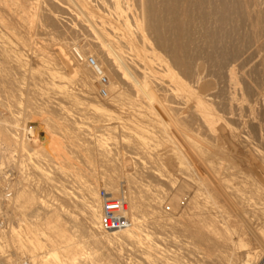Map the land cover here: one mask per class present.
Wrapping results in <instances>:
<instances>
[{"label":"bare ground","instance_id":"1","mask_svg":"<svg viewBox=\"0 0 264 264\" xmlns=\"http://www.w3.org/2000/svg\"><path fill=\"white\" fill-rule=\"evenodd\" d=\"M44 1L45 0H0V42H1V38L3 35L16 36V35L24 34L23 36H21L22 43L25 45L28 44L29 41L31 40L30 35L33 32V30H35L38 25L39 26L41 25V24H38V23H40V20H41V18L39 17V15H40L39 8H40L41 4L44 5ZM47 1H49V0H47ZM51 1H54V0H51ZM70 1L73 2L75 9L78 11V14H74V12L69 10L68 9L69 7H68L67 9L69 10V14L72 16V18L76 17L79 20L82 19L81 21H83L84 18L86 17V19L84 21L90 22L89 24H87L85 22L86 28L88 29L87 32L93 33L94 38L92 41L95 43L96 46L100 45V47L102 48L101 50H103L102 52L104 54H106L107 57L114 51L113 49L119 50V49L115 48L118 46H117V43L112 42L114 40L111 41V45L109 46V48L104 47L103 43H105V42L103 40L109 41L110 40L109 34L111 35V33H113V35L115 34L118 37H119L118 34H120V36L122 35L121 38L123 37L122 39H124V42L127 44H130L131 46L134 45L135 37H136V40H137V37L141 40L142 46L139 44L140 46L139 45L136 47L134 46L131 49V50H134L135 53H131V52L129 53V50H128L129 48L127 49L128 54H127V52H124V50H122L123 52H121V53H117L118 51L115 52L118 55H115L113 53L114 58L110 59L114 64V65L113 64L112 65L115 66V70L117 69L118 72H121V69L124 70L122 73V74H124L122 76L124 78L123 85H125V87H127L129 89V91H131L130 92L131 96H133L132 92L136 93V95H137V93L143 94L149 101L148 107L153 108V109L154 108L158 109L160 107L159 102L157 103V100H156L157 98L159 100H161L162 98H166L173 105L174 109L176 110V111L175 110L174 111H175V113H177V115H175L174 117L178 119L177 116L179 114V120H180V123H178L179 121H177L178 124L174 127V130L172 129L173 134H170L171 132L170 133L164 132L163 127H162L163 125L162 126H160L158 124L154 125L156 128H158V131L160 132V134L161 133L163 134L162 138H160V139L159 138L154 139V138L145 137L139 131L140 126L138 124H132V123H128L125 121L120 122L119 124L117 123L119 125V129L117 128L118 130L116 132L114 130H112L111 128H109L110 133L108 134L103 130L105 128V124L101 123L103 121L101 120L100 121L101 124H99V121L96 120L98 122V124L95 122L97 125H95V123H94L95 126L92 125L95 127L94 128L95 130L93 131V127H92L91 128L92 133L90 132L91 131V129H90V130H88L89 133L87 134L88 138L92 141V143H94V148L92 147V150H90L89 149L90 145H89L88 149L86 151H88V153L90 152V154H92V153L97 154L102 158L106 157L107 158V159H105V163H106V160L111 159V152H112L111 150L118 152L117 149L122 148V150L125 151V152H121V154L123 153V155H121L123 165L129 164V163H134L136 166L141 168V171L143 170L152 179H154V178L155 179H161V172L160 171L163 169V167L161 168V170L158 171L157 167L159 164L160 165L161 164L169 165L172 169H174L175 174H177V176H179V178L180 177L183 178L182 182L179 181L180 186H179L178 190H180V191H178V192L180 193L181 191H187L188 193H192L193 196H192V198H190L191 199L190 202L187 201L188 205L187 206L185 205L187 209L186 210L183 209L184 214H183V217H182V220L180 221V223H174L171 219L172 217L168 215L170 213L167 214V212L164 211L165 209L163 210V208H162L163 204L165 203V199L168 195L167 192H165L163 190L162 191L156 190V193L151 194V192L146 189V191H144V192H145V194L147 193L149 195L148 202H150V203H147L149 205L147 207H150V208H144V207H146L147 204L143 205L141 200H138L140 196L139 197L136 196V195H140L141 192H140V194H137L134 191L133 192L134 194H132V192H131L132 189H129L128 186L126 187L125 184L129 180H126L124 185H123L121 183L122 180H121V182H120L121 184H120L118 181H115L113 179H108V180L105 179V181H106V185L104 184V186L106 187L105 189H107L108 191L113 193L114 196L124 197L128 201V216L131 219L132 224L127 229H123V230H119V231H112V232H103L100 229V221H101V205H100L101 199H100V195L98 198V194H99L98 186L101 183H99L97 180H94V179H93L94 181L93 180L91 181V179L88 178L87 180H85L84 185L81 187L82 191L76 192L78 194L76 196L74 195V193H75L74 192L73 193L74 196H73L72 195L73 191L70 190V188L72 189V186L68 188L70 190L69 191L67 189V187L64 186L65 184L60 183V182L64 183L65 181L66 182L68 181L69 177H67L68 175L66 174L65 171H63V169H65L68 166H72L73 164H72V161L70 160L71 158H69V156H67L68 155L67 152L65 153L66 149H65V146L63 144V141H60L57 138V134H56L57 132L53 129L52 124L47 120H45V122H44V124L46 126V132H47V135H46L47 141L43 144V143H41L40 140H38V133L40 130L39 127L36 126L35 128H33L31 130H27V129L23 128L24 127V126H22L23 123L20 121V118L18 117V115L11 113V112L5 113L8 110H6L4 112L2 111L3 110L2 107H4L3 105H5V103L2 99H0V139L2 140V142L4 144L3 146H0L1 153L2 154H8V153L10 154L11 153L12 154L14 151H17V152L18 151L19 152L24 151L23 153H21L19 155V160L16 161V163L14 164L16 167L18 166L17 167L18 172H20L19 166L21 165L22 161L24 160L20 156L29 155L31 158H33V157H35L34 155L38 154L40 156H43V158H45V160H43V161H46L48 166L51 165L53 168H55L57 170L56 172H59L58 170H62L66 174L64 176L67 177L65 179V177L61 174V171H60V174L63 176L65 181L62 180L63 179L62 176H59V178L60 177L62 178L61 179L62 181L60 180V182H59L60 184L58 183L59 185H56L57 183H55V185H56L55 188L57 189L55 191H58V193L61 195L60 197H63V200H64L63 202L65 204H67V206L64 205V203L58 204L57 202L49 204L50 201L49 202L45 201L44 203L41 202L42 203L41 204L39 201L38 204H41L45 210V215H43L44 218L42 217L43 220L40 223H36V222L30 223V224L27 223L28 225L26 223H23V221H25L22 218L24 213H25L24 207H26L27 204H29V203L32 204V202L34 200H37V199H35L36 198L35 194H33V192H36V191L32 192L29 188L26 187V185H25L26 183L23 186H21L19 184L21 177H20V179L18 178L17 180L14 179L13 182L8 180L7 178H4V181H8L7 183L9 185H8L7 189H4L0 186V207L2 208V205H4V208H5V206L8 207L11 211H13V214H17L19 212V214H21V217L19 216V218L22 222L21 223L18 221V225L16 227L13 225H11V226L7 225L10 227L8 229L9 230V235H8L9 238H11L12 241H14V242H18L19 246L18 245L17 246L19 247V250L22 253H24L25 250L34 253L35 249L43 247L41 244V239H43L44 236H41V235H45L46 238H45V241L44 240L43 241L47 242V244H49L47 246H49L50 249L47 250L42 257H40L38 255H32V259L30 260V262H28L26 260L24 261L21 257L22 254L18 255V253H17V254H15L16 255L15 257L11 256L12 259L7 261V262L4 260L2 261L0 259L1 263L2 264H41V262L43 263L46 261L48 264H187V263H185V261H184V263L181 262L182 257H179V254H177L176 251H173V249L169 250L167 247L166 248L161 247L159 244L163 243V242H165L166 244L172 245L173 247H177V248L180 244H185L187 246V248L189 247L190 249H186L187 253H182V254H187L192 258L191 261L194 260V263L191 262V264H253L254 262L252 260H253L254 256H260L259 258H261V256H262L264 259V236H261V235L260 236H256V235L253 236V239L255 241H257L258 245L256 247H249L248 244L245 242L244 235L246 233L245 234H239L238 237H237V234L235 236L234 232H236V231L232 229L233 227H231V224H233V223H230L231 222L230 218H227L225 215L227 213L226 210H232V213H233V212H235L236 208H239V206H240V208L244 209L246 206L244 204V207H243L241 202H243V200H244V202H246V204H247L250 200L249 198H251V199L253 198L252 196L249 197V195H248L249 198L246 196L247 197L246 199H249L248 202L245 201V199H243V200H242V198L240 199V197L243 196L244 193H241L242 195L241 194L239 195V192L241 190L239 183H240V180L242 181L243 179H245V181H246V178H244V174H245L248 177H251L252 180L255 181L256 185H257L258 179L254 175L255 172L253 174L250 171L251 169H249V166L253 160V157H252L253 153L251 150H254L256 152L257 156H260L259 158H261L262 160L264 159V157L262 158L261 156H264V154L261 155L260 151L256 148L258 146L255 147V145L252 144L253 142L251 141L250 134H248V132H245L243 130L242 126L237 128V127H232L233 125L231 126V124H230V126L228 124L226 125L219 117H214L212 115L211 109L214 108V107H211V105H210L212 103V100H211L212 98H210L206 94H201V92L199 93L197 90L193 89L197 85V83L195 86H190V84L187 83L188 80H186V79L189 76H187L186 72L189 73V75H190L191 71H185L184 69L183 70L185 72L183 70H181L179 72L175 71V69H174L175 65H177L176 69L178 68V70L181 66H184V62H183L182 58H180L182 60H177L181 56V54H180V56H179V54H175V57L179 56L178 58H175L174 56L171 55L172 58L174 57L176 59V60H174V61H176V63H174L173 61H171V59L169 60L167 58V57L171 58L170 55L166 57L165 55L163 56V55L159 54L160 53V51H158V49H160L159 43H158V48L155 46H154L155 48L150 47V45L148 46V44L151 40L149 41L148 39H150V38H148L147 37L148 35H146L145 32H143L144 29L139 24V16H140L141 12H142V15L143 14L146 15L148 13L147 18H150L149 16L151 14L149 12H147L146 10H149L147 8L151 5H153L151 3L156 2V1L155 0H133L132 3L136 1L135 4L137 6V8H135L136 10H134V8H133L134 6L132 7L131 2H130L131 0H95V1L93 0L94 3L97 2L96 3L97 5H94L93 7L97 6V9H99L98 8V4H99L102 7V9L106 10V12H107L104 14H100L98 16H96V14L94 13V9L92 7V5L94 3L92 4V0H91V4L89 3L90 0H87V1L86 0H70ZM157 1H159V0H157ZM196 1H197L196 3H200L198 0H196ZM65 2L66 1H64V3ZM171 2L173 3L172 0H171ZM187 3L189 4L190 2L187 1ZM50 5H52V4H50ZM174 5H175V3H174ZM186 5L187 4H185L184 7L188 6V5L187 6ZM153 6H155V5H153ZM160 6L158 5V6L153 7V10L156 7H160ZM167 6H169V5H167ZM167 6H165V7H167ZM53 7H55V6L53 5ZM182 8H183V3H182ZM189 8L190 7H188L187 10H186V8H184L183 10L184 11L186 10L189 12V10H191V8L190 9ZM198 8L200 9L201 7H198ZM222 8H223V6H222ZM183 10L181 9V11H183ZM49 11H48V14H49ZM137 11H139V12H137ZM145 11H146V13H145ZM169 11H172V10L170 9ZM174 11H175V9H174ZM252 11H254V9ZM101 12H99V13H101ZM162 12H163V10H162ZM46 13L42 14V16L46 15ZM55 13H56V11H55ZM153 13H155V12H153ZM184 13H187V12H184ZM50 14H51V12H50ZM189 14H191V13H188V15ZM163 15H165V14H163ZM82 16H84V18H81ZM167 16L168 15H166V17ZM46 17L47 16H45L44 19H46ZM173 17L174 16H172V18ZM177 17L178 16H176V18ZM130 18L133 19L132 20L133 24L131 23ZM190 18H191V15H190ZM152 19H155V18H152ZM157 19H158V17L156 18V20ZM166 19H168V18H166ZM166 19H164V20H166ZM52 21L53 22L55 21L57 23V24L56 23L55 24L58 27V25H59L58 20L56 18H54ZM60 21L61 20H59V23H60ZM161 21L162 20L160 19V22ZM169 21H171V18ZM173 21H175V19H173ZM182 21H184V20H182ZM182 21H180V22L178 21L177 24L181 23ZM42 22H44V21H42ZM155 23H157V22H155ZM166 23H168V22H166ZM171 23H172V21H171ZM78 25H79V23H78ZM180 25H182V24H180ZM43 26H45V25H43ZM43 26H42V29L45 28ZM59 27H61V23H60ZM164 29L166 30L168 28L165 26ZM150 30H152V28ZM156 30H159V28L158 29L156 28ZM171 30L173 31V28ZM179 30H181V29H179ZM47 31H49V29ZM84 31H82V32H84ZM167 31H169V30H166V32ZM177 31H178V29H177ZM159 32L161 33V31H159ZM169 32H168V34H169ZM163 33H165V32H163ZM180 33L177 34L178 37H179V35H182V33L181 34ZM165 34H167V33H165ZM183 34H185V33H183ZM246 34H247V32H246ZM170 35H172V34L170 33ZM173 35L175 36L176 34H173ZM164 36H166V35H164ZM174 36H172V37H174ZM182 36L185 37V35H182ZM182 36L180 37V39L182 38ZM167 38L170 39L169 37H167ZM99 39H102L103 43H101L99 41ZM163 39H164V37L162 38V40ZM180 39H178V41ZM164 40L167 41L166 38ZM40 41H42V40H40ZM40 41H38V42H40ZM154 41L156 42V40H154ZM38 42H36V43H38ZM45 42L48 43V40ZM138 42H140V41H138ZM168 42H170V40ZM171 42H172V44H175V42H177V39L174 43H173V41H171ZM62 43H63V40H62L61 44ZM88 43L90 45L89 40H88ZM88 43H87V45H88ZM164 43H165V41H164ZM179 43L175 44V45H178V46L180 44L184 45V43H180V44ZM2 44L0 43V86H1V83H4V82H6L5 84L8 83V85L11 83L13 84L15 82V79L13 78V80H14L13 81L12 77L10 78V76L12 74V73L10 74V71H12V70H9V69L16 67V66H20V60L18 59L19 57H16V56L12 57V54H14V53L11 52V55H10L8 53L10 49H8L5 45H2ZM51 44H53V46L56 45L54 41ZM58 44H60V42ZM150 44H151V42H150ZM160 44H161V42H160ZM66 45L62 46L64 49L61 46H55L54 49H56L58 51L57 54L60 52V54H62L64 56L63 57L64 60L63 59H61V60L63 61V63L66 62V63H64V64H66L65 66L70 67L67 69H70V71L74 75L79 76L82 80L83 79L86 80V78L88 80L87 72L89 71V69L86 67V65H87V64H85L86 62L83 61V60H85L84 54L75 45H72V47H71V43L68 44L71 47L72 51L75 50L76 53H74V52L73 53L78 57V59L82 60L81 64H79L77 62V60H76V62H75L76 64H75L73 62V61H75V59L74 60L71 59L68 52L65 51ZM170 45H171V43H170ZM43 46H44V44H43ZM151 46H152V44H151ZM73 47H74V49H73ZM162 47H163V45H162ZM181 47L178 48V50L181 49ZM68 48L69 47H67V49ZM167 48L170 50V46ZM173 48H171V49H173ZM24 49H25V47H24ZM164 49H163V51L165 52L166 49L165 50ZM168 49H167L168 52L166 54H169ZM188 49L190 50L191 47H189ZM71 50H69V51L71 52ZM127 50H125V51H127ZM182 50H186V48H182ZM155 51L156 52L158 51V54L155 53ZM186 52L188 53V50ZM190 52L191 51H189L188 54H190ZM179 53H182L184 55L183 52L179 51ZM57 56H59V55H57ZM71 56H73V55H71ZM188 56L189 55H186V57H188ZM116 57L119 58V60ZM182 57H184V56H182ZM186 57H184V59ZM189 57L191 58V56H189ZM115 58L118 62L115 60ZM9 60L13 61V64H12L13 66L11 68H9L8 66L5 65V63ZM43 60H41V61H43ZM186 61H188V60H186ZM42 63H45V61ZM192 63L194 64L195 62H192ZM61 65L62 64H60V66ZM113 66H111V69ZM189 66L187 67L188 69H189ZM104 67H106V65ZM104 67H102V68L104 69ZM184 67H186V66H184ZM184 67H182V68H184ZM194 67H195V65L192 66V68H194ZM187 68H185V69H187ZM49 70L50 71L48 72V74L52 80L50 83L51 84L50 86L53 87V86H56V84H57V80H58L57 78L61 77L59 75V72H62L61 70H63V68L59 72H57L56 69L55 70L51 69L50 67H49ZM192 70L195 71L194 69H192ZM70 71H69V75L71 74ZM128 71L130 72V75H129V77H126L125 74L126 73L128 74ZM193 71H192L193 75L197 73V72L195 73ZM63 72H66V71H63ZM18 73H21V72H18ZM66 73H64V74H66ZM89 73H91V72H89ZM73 74H71L72 77H73ZM117 75H118V73H117ZM117 75L115 77H117ZM118 76H120V74ZM122 77H121V79H123ZM36 78H37V76L34 79H36ZM91 78H92V76H91ZM225 78H227V77H225ZM59 79H61V78H59ZM191 82H193V81H191ZM20 83H22V82H20ZM85 84H87L86 81H85ZM115 84L117 85V83H115ZM18 85H19V82H18ZM15 86L19 88V86H17V83L14 85V87ZM50 86H49V88L53 89ZM11 87H10V89H11ZM118 87H119V84H118ZM14 89H16V88H14ZM14 89L12 88L13 92H14ZM12 90H9V91L12 93ZM203 90H202V92H203ZM204 92L206 93V91H204ZM262 92H264V91H262ZM31 95H32V93H31ZM136 95L134 94L133 97L136 98ZM115 96H116V94H115ZM138 96L140 97V95H138ZM39 97H41V96H39ZM117 97H118V95H117ZM117 97L116 98H110L109 100H107L108 103L112 104V105L114 104V106H116V107L124 108L125 105L128 104L125 101L126 99L122 100V99H120L121 97H119V98H117ZM133 97H131V99ZM32 98H33V96H32ZM42 98H43V96H42ZM142 98H144V97H142ZM129 99H130V97H129ZM32 100H30V101H32ZM63 101H64V99H63ZM128 101H130V100H128ZM231 101L232 100H230V102ZM137 102H139V101L137 100ZM6 103H8V102L6 101ZM135 103L133 100L132 102L130 101L129 104L131 106H135V105L139 104V103H136V104ZM98 105H99V103H98ZM250 105L252 106V104H250ZM250 105H249V107H250ZM142 106H140V107H142ZM7 107H8V105H7ZM47 107H48V105H47ZM210 107H211V109H210ZM220 107H222V106H220ZM227 107H228V105H227ZM48 108H50V107H48ZM237 108H238V106H237ZM28 109H29V106H28ZM54 109H56V108H54ZM127 109H131V108H127ZM171 109L172 108H170V110ZM214 109H216V108H214ZM44 110H45V108H44ZM69 110H70V108H69ZM60 111H61V109H60ZM215 112L216 111L214 110V114H215ZM97 113L99 114V112L96 111V114H95L96 118H97ZM27 114H29V113H27ZM105 114H106V112L104 113V115ZM29 116H30V114H29ZM74 116L75 115H73L72 117H74ZM100 116H103V114ZM105 116H109V120L107 119L108 121H105V123L108 122L107 124H109V121L110 120L112 121V119H113V122L115 125V120H117V118L114 117L115 115L113 116L111 114H106ZM25 117H26V115H25ZM50 117H51V115H50ZM58 117H59V115H58ZM220 117L223 118V116H220ZM36 118H37V116H36ZM249 118L251 120L250 116H249ZM249 118H246V119H249ZM21 119L23 120L24 118H21ZM240 119H241V117H240ZM244 119H245V117H244ZM225 120H228V119H225ZM235 120H237V119H235ZM170 121H172V120H170ZM249 121H248V123H249ZM59 122H60V120H59ZM228 122H229V120H228ZM242 122H244V121H242ZM70 123H71V121H70ZM84 123H85V121H84ZM245 123H247V122H245ZM110 124H111V122H110ZM166 124H168V123H166ZM173 124H174V122H173ZM81 125H79L80 128L83 127V124H81ZM118 125H116V126L118 127ZM260 125L261 124H259L258 126H260ZM90 127L91 126H89V128ZM188 127H193V128L197 127V128L204 129L210 140L207 141V140L201 139V137H198V135H196L194 132L197 130V128L195 130H192L193 128L190 129ZM74 128L78 129V125L75 126ZM87 128L88 127H85V129H87ZM251 128H249V129H251ZM189 129L192 130L194 133L191 132ZM170 130H171V128H170ZM103 131H104V133H103ZM111 132H113V133L115 132V134L117 136H119L120 138H121V136H124V138L125 137L127 138V136H130V135L134 136L135 138L134 137L131 138V136H130V139L132 140V142H130L131 140L128 141V140H125L126 138L123 139V137H122L123 141H122V143H120V145H118L116 142H114V139L117 136H113L112 135L113 133H111ZM159 132H157V133H159ZM198 132H200V129ZM81 133L84 134L83 131ZM202 133H203V131H202ZM202 133L200 132V134H202ZM74 134L77 135V137H78V133L77 134L73 133L72 135H74ZM72 135L70 137L75 138V135L74 136H72ZM203 135H205V134H203ZM87 136L82 137V138H84V140H85V138ZM205 136H204V138H206ZM88 138L86 140L90 142V140ZM257 140H258V138H257ZM259 141L260 140H258V142ZM17 146H19L18 150L15 149ZM259 148H260V146H259ZM178 149L180 150L181 154H179L180 152L177 151ZM136 150H138V152H142L144 156H142V154H141L142 158H139L138 157L139 155L133 156L134 154L138 153V152H136ZM82 151L84 152V150H82ZM133 151H135L134 154H133ZM238 151H240V153H242L243 159L245 160L244 163H242L243 161L241 162L242 164H245V166L243 165L244 168L246 169L245 171L243 170L244 168L241 167L242 165L239 166L240 164H238V161L235 160V157H236V159H237V157L240 158V154L238 156V153H239ZM129 153H132L133 155L129 154ZM115 154L118 157V154L117 153H115ZM114 155L112 158H114ZM12 156L13 155L8 156V160L10 162L13 161V163H14V159L11 160ZM81 157H83V156H81ZM115 159H117V158H115ZM34 161L36 162V161H38V159L34 160ZM116 162L118 163L119 161H116ZM1 163H2V160L0 159V165H1ZM110 163H111V161H110ZM109 164H107V165H109ZM114 164L117 165L116 163H114ZM56 165H58V166H56ZM166 165H164V166H166ZM36 166H35V168H36ZM102 167H103V165H102ZM117 167L121 168L120 165ZM111 168H110V170H111ZM38 169H41V168H38ZM93 169H95V168H93ZM113 169H115V168H113ZM67 170H68V168H67ZM89 170H91V169H89ZM117 170L119 171V169H117ZM50 171H51V169L47 168L46 171L42 172V173L44 175L43 178H45L46 182L51 183V185H52L53 184L52 182L55 181V179H56V178H54V177H56V175L55 176L51 175L50 173L52 171L51 172ZM135 171H136V169H135ZM119 172L122 174L121 171H119ZM119 172L117 174H119ZM163 172H164V169H163ZM174 172H173V175L176 178ZM2 173H5V172H2ZM21 173H23V172H20V174ZM115 175H116V173H115ZM169 175L170 174H168V176ZM242 175H243V177H242ZM71 176H73V175H71ZM126 177H128V176H126ZM93 178H95V177H93ZM102 178H104V177H102ZM171 178H168V179H171ZM123 179H125V177ZM99 180L102 181L103 179L101 180L99 178ZM173 180H174V178H173ZM177 180H181V179L177 178ZM105 181H104V183H105ZM142 181L143 180H141V182ZM159 182H161V181H159ZM173 182L172 183L170 182V183L174 184ZM248 182H251V181H248ZM133 183H134V181H133ZM253 185H251V186H253ZM2 186H3V184H2ZM73 186H75V185H73ZM160 187H161V185H160ZM249 187H250V185H249ZM123 188H127V190H124ZM248 188H246V189H248ZM243 189H244V187L242 188V191L245 190V189L244 190ZM141 190L143 192V187H141ZM144 190H145V188H144ZM250 190H251V192L253 191L252 188ZM10 191H12V193H9ZM174 192H176V191H174ZM179 193H174L173 197H170L172 199L168 202H170V204L174 205L176 203V197ZM248 193H250V192H248ZM257 193H259V192H257ZM141 197H143V196H141ZM141 197H140V199H141ZM190 197H191V195H190ZM99 199H100V201H99ZM180 199L182 200V198H180ZM239 199L242 201L240 202ZM139 201H140V203L138 204ZM70 203H74L75 205L77 204L78 206L81 207V209H83L81 212H83L84 227H83V233L81 235L77 234V232H76L77 229H74V228H75V226L77 227L78 223L82 222L83 220L79 219L81 217L78 218L77 215L75 216L73 214L72 210L69 207ZM251 203H252V200H251ZM251 203H249V205H251ZM254 204L255 203L253 202V205ZM139 205H143L142 206L143 208L141 206L139 207ZM249 205H247V206H249ZM38 206H40V205H38ZM140 208H142V209L140 210ZM258 208L259 207L257 206V211H256V210H254L255 208L254 207L252 208V205H251V209H253L252 211H254L255 213L249 212V215L250 214L252 215V213L256 214V212L259 211ZM247 210L245 208V211H246L245 213H247ZM261 210H263V209H261ZM261 210H260V212H261ZM260 212H258V213H260ZM7 213H8V211H7ZM37 213H38V211H37ZM228 213H230V212H228ZM243 213H242V215L244 216ZM261 213H263V212H261ZM4 214H5V212H4ZM19 214H17V215H19ZM80 215H82V214H80ZM237 216H239V215H237ZM259 218H260V216H259ZM7 219H9V217ZM79 220H82V221H79ZM239 220H240V222L243 221L241 219V217ZM245 220H247V216H246ZM248 220H249V218H248ZM5 221H6V219H5ZM31 222H33V221H31ZM11 224H12V222H11ZM81 224L79 223V225H81ZM241 225H242V223H241ZM148 228L149 229L153 228V229L161 231V232H162V230H164L166 228L182 229V232H183V230H185L186 233L188 231L190 233V235L193 236L192 240H194V241L193 242L187 241L188 239H183V237H182V239H179L178 237H174L173 235H171V236L170 235L158 236L156 238H153L150 236V232H149ZM260 230H261V228H260ZM170 231H171V229H170ZM1 232H2L1 234H4L3 230H1ZM168 233H169V231H168ZM87 236H90V238H92V243L94 244L95 247L96 246H98V247L99 246H105V248L106 247H108V248L112 247L111 249H113L114 245H116L122 239L133 240V243H134V240H136L140 244V246H138V248L140 247V250H139V252L136 253L138 259L126 260L123 257V255L125 253L122 255V253H120V252L119 253L116 252L115 254H110L108 256L109 260L107 262H105V261L101 262L97 258V256H93V258L86 257L84 252H83V249L87 248V247H85V245H87V244H85V242H86L85 238ZM251 236H252V234H251ZM182 240H184V241L186 240L185 243H183ZM248 240H251V237H248ZM137 242H136V244H137ZM136 244L134 243V245H136ZM191 244L194 246H191ZM172 246H170V248ZM181 246L178 249H181ZM14 247H15V245H14ZM108 248H107V250H108ZM99 249L101 250L100 247H99ZM93 250H95V249H93ZM182 250L184 251L185 249H183V247H182ZM95 251H97V250H95ZM90 253L92 254V251ZM94 254L97 255L96 253H94ZM94 254H92V255H94ZM180 254H181V252H180ZM89 256H90V254H89ZM42 258H43V261L41 260ZM191 258H189V260ZM189 263H190V261H189ZM257 264H264V261L261 263H257Z\"/></svg>","mask_w":264,"mask_h":264},{"label":"rangeland","instance_id":"2","mask_svg":"<svg viewBox=\"0 0 264 264\" xmlns=\"http://www.w3.org/2000/svg\"><path fill=\"white\" fill-rule=\"evenodd\" d=\"M45 1H44V5L41 4L40 8L41 7L42 8L41 9L39 8V10H40V15L41 16H42V14H45L46 12L47 13H46V15H43L44 17L43 16L41 17L39 15L41 20H40V23H38V24H41V25L37 26L38 29L36 28L35 30H33V32L30 35L31 40L29 41L28 44L25 45V44L22 43L21 36H23L24 34L16 35V36L3 35L2 38H1V42L0 43L1 44L3 43L2 45H5L8 49H10L8 53L10 55H11V52L14 53V54H12V57H14V56L19 57L18 59L20 60V66H16L17 68L16 67L11 68L13 66L12 65L13 61H11V60H9V61H7L5 63L6 66L11 68L9 70H12V71H10V74L12 73L10 78L12 77V80H13V78L15 79V82L17 83V86H19V88L16 87V86L14 87V85L16 84L15 82L13 84L12 83L9 84L10 86L8 85V83L5 84L6 82L1 83V86H0V94H1L0 95V99H2L4 101V103H5V105H3L4 107H2L3 108L2 111L4 112V111L8 110L5 113L11 112V113H14V114L18 115V117L20 118V121L23 123L22 124V126H24L23 128H25L27 130H30L29 129L30 127H33V128H35L36 126L39 127L40 130H39V133H38V140H40L41 143H43V144L47 141V136H46L47 132H46V126H45L44 122H45V120H47V121H49L52 124L53 129L57 132L56 133L57 134V138L60 141H63L65 149L67 150L66 151L64 149L65 153L67 152L68 155L67 154L66 155L69 156V158H71L70 160L72 161V164H73L72 166H68L66 168L64 167L65 169L62 168L63 171L66 172V174L68 175L67 177H69L70 180L68 179V181L66 182L65 179L67 177L64 176L66 174L62 170H58L59 172H56L57 170L55 168H53L51 165L48 166L46 161H43V160H45V158H43V156H40L38 154L34 155L38 159V161H36L37 163L34 161V160H37L35 157L31 158L29 155L20 156L21 158L24 159L22 161L21 165L19 166V171L23 172V173L20 174V172H18V168H17L18 166L16 167L14 164L16 163V161L19 160V155L21 153H23L24 151L23 152L14 151L13 152L14 154L13 153L12 154L11 153L10 154L9 153L8 154H2L1 151H0V159L2 160V163L0 165V186L2 188H4V189L8 188V185H9L7 183L8 181H4V178H7L8 180L13 182L14 179L17 180L18 178L20 179V177H21L20 183H19L21 186H23L26 183L25 185H26L27 188H29L32 192L36 191V192H33V194H35V197H36L35 199H37V200H34L32 202V204L29 203V204H27L26 207H24V212L25 213H24L22 218L25 220V221H23V223H26V224L27 223L28 224L35 223V222L36 223H40L43 220V218H44L43 215H45V210H44V208H43V206L41 204L44 203L45 201H47V202L50 201L49 204L56 203V202L58 204L64 203L63 202L64 201L63 197H60L61 195L58 193V191H55V190H57L55 188L56 185H59L60 183L61 184H65L64 186H66L67 189L72 186V189L70 188V190L73 191L72 195L75 192L74 195L76 196V195H78L76 192H78V191L81 192L82 191L81 187L84 185L85 180H87L88 178L91 179V181L94 179V180H97L99 183H101L98 186V192H99V190L101 188H106L104 186V184L106 185L105 179L106 180L113 179L115 181H118L119 183L122 180L121 183L123 185H124L126 180H129L128 182L130 184L127 182L125 184L126 187L128 186L129 189H132L131 190L132 194H134L133 193L134 191L137 194H140V192H141L140 195H136V196H138V197L139 196L140 197L143 196V197H141V199H140V197L138 199V200H141L143 205H145L147 203H150V202H148L149 195L147 193L145 194V192H144V191H146V189L149 190L151 192V194L156 193V190L157 191L158 190H161V191L163 190V191L168 193V195H167V197L165 199V203L163 204V207H162L163 210L165 209L164 211L167 212V214L170 213L168 215L172 217L171 219H172V221L174 223H180V221L182 220L183 214H184L183 209H185V210L187 209L186 208V206L188 205L187 201L190 202V200H191L190 198H192L193 194L192 193H188L187 191H181L180 192L181 194L178 192V191H180L178 189H179V186H180V182H182L183 178H181V177L179 178V176H177V174H175L174 169H172L169 165L164 164V165H166V166H164L163 164H161V165L159 164L158 167H157L158 171L161 170V168L163 167L165 173L163 172V169H162L160 171L161 172V179H155V178L152 179L143 170L141 171V168L136 166L134 163H129V164L123 165L122 159H121V155H123V153L121 154V152H125V151H123L122 148H118L117 149L118 152H116L114 150H111L112 151L111 152V159L106 160V163H105V159H107L106 157L102 158V157H100L97 154H93L92 153L93 154L92 155V154H90V152L88 153V151H86L88 149L89 145H90L89 146L90 150H92V147L94 148V143H92V141L88 138L87 134L89 133L88 130H90L92 127H93V131L95 130L94 126L98 124L97 121H99V124H101V123L105 124V128L103 130L106 133H108V134L110 133L109 128H111L112 130H114L116 132L119 129V125L118 124L120 122H124L125 121V122L132 123V124H138L140 126L139 127V131L145 137L154 138V139H158V138L160 139V138H162V135H163L162 133L160 134V132L158 131V128H156L154 125H157V124L160 125V126L163 125L162 127H163L164 132H168V133L171 132L170 134H173L172 129L174 130V127L178 123H180L179 114L177 116L178 119L174 117L175 115H177V113H175L176 110L174 109L173 105L166 98H162L161 99L162 101L157 98L156 100H157V103L159 102V106H160L159 108L160 109L159 108L158 109L157 108L153 109V108L148 107L149 106V101L143 94H138L137 93V95H136V93L132 92V95L134 96V94H135L136 98L131 96L130 95L131 91H129V89L127 87H125V85H123L124 78L122 76L124 74H122V73H123L124 70L121 69V72H118L117 69L115 70V66H113L114 64L110 60L111 58H114V54L118 55V54L115 53L117 51H118L117 53H121V52H123L122 50H124V52H127V54H128V50H129V53L130 52L131 53H135V51L131 50V49L134 46L136 47L139 44L141 45V43H142L141 40L137 37V40L140 41V42H138L136 40V37H135L134 45L131 46L130 44H127V43L124 42V39H122L123 37L121 38L122 35L120 36V34H118L119 35V37H118L115 34H114L115 35L114 36L113 33H111V35L109 34V39H110L109 41L103 40L105 43H103L102 39H99V41L104 44L105 48H109V46L111 45V41L112 40H114L112 42L117 43L118 47H115V48H117L119 50L113 49L114 51L107 57V55L102 52L103 50H101L102 48L100 47V45L96 46L95 43L92 41L93 38H94L93 37V33L92 32L91 33L87 32L88 29L86 28V23L89 24L90 22L84 21L86 19V17L84 18V16H82L81 18H84V20L81 21L82 19L79 20L76 17L72 18V16L69 14V10L74 12V14H78V11L75 9L74 4H73L72 1H70V0H63V1L62 0H54V1L49 0L50 2L47 1V0H45ZM64 1H66V2L64 3ZM94 1L92 0V4L94 3ZM132 1L133 0L130 1L131 5H132V7L134 6L133 7L134 10H136L135 9V8H137V6L135 4L136 1L133 2V3H132ZM155 1L156 2H153L151 4H153L155 6H158V5L160 6L162 4L160 6L161 8L160 7H156L153 10V7H155V6L151 5V6H149L147 8L149 10H146L147 12H149L151 14V15L149 14L150 18H147V16H148L147 14L148 13L146 15L143 14L144 15L143 16L142 12H141V14H140L141 17L139 16V24L144 29L143 32H145V34L148 35L147 37L150 38L148 40L149 41L151 40L150 42H151L152 46H151L150 42H149L148 46L150 45V47H153V48L157 47L158 48V43H159V45H160L159 46L160 49H158V51H160L159 54H161L163 56L165 55L166 57L169 56V55L170 56L172 55V56L175 57V54H179V56L181 54L180 57L177 56L175 58L179 57L177 60H182L183 59L184 66H186V67L181 66L179 68V70H178V68L176 69L177 65H175V68H174L175 71L179 72V71H181L183 69L185 71H191L190 75H189V73L186 72L187 76H189L188 77L189 79L188 78L186 79V80H188L187 83L190 84V86H195L196 83H197V85L194 88L193 87L192 88L197 90L199 93L201 92V94H206L210 98H212L211 99L212 103L210 105H211V107L216 108V109H214V108L211 109V107H210L212 115L214 117H219L226 125L228 124L230 126V124H231V126L233 125L232 127H237V128L242 126L243 130L245 132H248V134H250L251 141L253 142L252 144H254L255 147L258 146L256 148L260 151L261 155H263L264 154V92H262V91H264V0H198L200 3H196L197 2L196 0L195 1L194 0H172L173 3L171 2V0H165V1L164 0L160 1L159 0L160 2L157 1V0H155ZM187 1L190 2V3L188 4ZM89 3L91 4V0H90ZM96 3L97 2H95L92 5V7L94 5H97ZM174 3H175V5H174ZM182 3H183V8H182ZM50 4H52V5H50ZM185 4H187L188 6L186 5L187 7H184ZM53 5L55 7H53ZM167 5H169V6H167ZM165 6H167V7H165ZM222 6H223V8H222ZM95 7H93V9H94V13L96 14V16H98L100 14L107 13L106 10H103L102 7L99 4H98V8L99 9H97V6H95ZM188 7L191 8V10H189V12L186 11ZM198 7H201V8L199 9ZM184 8H186L185 11L183 10ZM170 9L173 12L169 11ZM174 9H175V11H174ZM181 9L184 12H187V13H184L183 11H181ZM253 9H254V11H252ZM162 10H163V12H162ZM48 11H49V14H48ZM55 11H56V13H55ZM146 11H145V13H146ZM50 12H51V14H50ZM99 12H101V13H99ZM137 12H139V11H137ZM153 12H155V13H153ZM188 13H191V14L188 15ZM163 14H165V15H163ZM166 15H168V16L166 17ZM175 15L178 16V17L176 18ZM190 15H191V18H190ZM45 16H47L46 19H44ZM156 16L158 17L157 20L159 22L156 20V18H157ZM172 16H174V17L172 18ZM54 18H56L58 20V24H59L58 27L56 25L57 23L55 21L54 22L52 21ZM152 18H155V19H152ZM159 18L162 20L161 21L162 23L160 22ZM163 18L164 19L168 18V19L164 20ZM170 18H171L172 23H171V21H169ZM173 19H175V21H173ZM59 20H61L60 21L61 27H59L60 26ZM132 20L133 19L130 18V21L133 24ZM182 20H184L185 22L182 21ZM42 21H44V22H42ZM178 21L179 22L182 21V22L177 24ZM155 22H157V23H155ZM166 22H168V23H166ZM78 23H79V25H78ZM81 23L82 24L84 23V24L82 25ZM180 24H182V25H180ZM43 25H45V26H43ZM42 26L45 27V28L42 29ZM163 26L164 27L166 26L168 28L166 30H169L170 32L169 31L166 32V30L164 29ZM149 28L150 29L152 28V30H150ZM156 28L157 29L159 28V30H156ZM172 28H173L174 32L171 30ZM48 29H49V31H47ZM177 29H178V31H177ZM179 29H181V30H179ZM82 31H84V32H82ZM159 31H161V33ZM162 31L167 33V34L163 33ZM168 32H169V34H168ZM180 32L182 33V35H185V37L182 36V35H179V37H178L177 34H179ZM246 32H247V34H246ZM170 33L172 35H170ZM183 33H185V34H183ZM173 34H176V35L174 36ZM161 35L164 37V39L166 38L167 41L164 40V39L162 40L163 37ZM164 35H166V36H164ZM172 36H174V37H172ZM181 36H182V38L180 39ZM167 37H169L170 39H168ZM175 38L177 39V42H175L176 41ZM178 39H180L181 41L180 40L178 41ZM40 40H42V41H40ZM47 40H48V43L45 42ZM62 40H63V43H62L63 45L61 44ZM88 40L90 42V45L88 43ZM154 40H156V42ZM169 40H170V42H168ZM38 41H40L42 44L40 42H38ZM51 41L55 42V44H56L55 46H61V47L66 45V44L68 45L69 43H71V47H72V45H75L84 54V59L85 60H83V61L86 62L87 57L93 56V57L96 58L98 63H100L99 65L101 66V68L106 65V67H104V69L103 68L102 69L105 70L104 72L106 73V75L108 77V81H109V84H108V91H109L108 96L107 97H103V96H101L98 93L99 92L98 77H97L96 73L93 71V69L91 67H89L87 62L85 64H87L86 67L89 69V71L87 72L88 80H87V78H86V80L85 79L82 80L79 76L74 75L70 71V69H67V68H70V67L65 66L66 64H64V63H66V62L63 63V61L61 60V59L64 60V58H63L64 56L62 54H60V52L57 54L58 51L56 49H54L55 46H53V44H51L52 43ZM58 41L60 42V44H58L59 43ZM164 41H165V43H164ZM171 41H173V43L175 42V44H178L179 42L180 43H184V45L179 43L182 46L181 47L180 45L178 46V45L172 44ZM36 42H38V43H36ZM160 42L163 45V47L160 44ZM87 43H88V45H87ZM170 43H171L172 46L170 45ZM43 44H44V46H43ZM67 45L65 46L66 47L65 51L68 52V54L71 57V59H73V60L75 59V61H73V60L72 61L75 63L76 60H77V62L79 64H81L82 60H79L78 57L74 54V53H76L75 50L72 51L71 47L69 45L68 46ZM169 46H170V50L171 51L167 48ZM24 47H25V49H24ZM67 47H69L68 49L71 50V52L67 49ZM165 47L169 50V54H166L168 51H167V49ZM180 47H181V49L178 50V48H180ZM189 47H191L190 50L188 49ZM171 48H173V49H171ZM182 48H186V50H182ZM73 49H74V47H73ZM163 49L165 50V52L163 51ZM125 50H127V51H125ZM187 50H188V53H189V51H191L190 54H188L186 52ZM158 51L157 52L155 51V53L158 54ZM179 51L183 52L184 55L182 53H179ZM57 55H59V56H57ZM71 55H73V56H71ZM186 55L191 56V58L189 56L186 57ZM172 56H171V58H169V57H167V58L169 60L171 59V61L176 63V61H174L176 59L174 57L172 58ZM182 56L186 57L187 59L186 58L185 59L188 60V61H186L184 59V57H182ZM116 58H115V60H116ZM180 58H182V59H180ZM117 59L119 60V58H117ZM41 60H43V61H41ZM44 61H45V63H42ZM192 62H195V63L193 64ZM60 64H62L63 66L62 65L60 66ZM194 65H195V67L192 68V66H194ZM111 66H113L112 69H111ZM188 66H189V69L187 68ZM49 67L51 69H53V70L56 69L57 72H59L63 68V70H61L62 72H59V75L61 76L59 78H61V79L57 78L59 81L57 80L56 86H53V87L50 86L51 85L50 83H51L52 80H51V78H50V76L48 74V72L50 71ZM182 67H184V68H182ZM185 68H187V69H185ZM192 69H194L195 71H193ZM63 71H66L67 73L63 72ZM69 71H70L71 74H73V77L71 76V74L69 75ZM192 71L195 72V73L197 72V73L193 75ZM18 72H21V73H18ZM89 72H91V73H89ZM64 73H66V74H64ZM117 73H118V75L120 74V76H118ZM116 75H117V77H115ZM129 75H130V72L128 71V74L126 73L125 76L129 77ZM36 76H37V78H36L37 80L34 79ZM91 76H92V78H91ZM121 77L123 79H121ZM225 77H227V78H225ZM85 81L87 82V84H85ZM191 81H193V82H191ZM18 82H19V85H18ZM20 82H22L23 84L20 83ZM115 83H117V85ZM118 84H119V87H118ZM49 86L51 88H53V89H50ZM10 87H11V89H10ZM12 88L13 89L16 88V89H14V92H13ZM9 90H12V93ZM202 90H203V92H202ZM204 91H206V93ZM31 93H32V95H31ZM115 94H116V96H115ZM117 95H118V97H117ZM138 95H140V97ZM32 96H33V98H32ZM39 96H41V97H39ZM42 96H43V98H42ZM116 97L117 98L121 97L120 99H122V100L126 99L125 101L128 104H126L124 108H121V107L114 106V104L112 105V104L108 103L107 100H109L110 98H116ZM129 97H130V99H129ZM131 97H133V98L131 99ZM142 97H144L145 99L142 98ZM63 99H64V101H63ZM229 99L232 100V101L230 102ZM30 100H32V101H30ZM128 100H130L131 102L134 100V103L135 102L139 103L138 104L139 106L138 105L131 106L129 104L130 101H128ZM137 100L139 102H137ZM6 101L8 103H6ZM98 103H99V105H98ZM250 104H252V106ZM7 105H8V107H7ZM47 105L50 108H48ZM227 105H228V107H227ZM249 105H250V107H249ZM28 106H29V109H28ZM140 106H142V107H140ZM220 106H222V107H220ZM237 106H238V108H237ZM44 108H45V110H44ZM54 108H56V109H54ZM69 108H70V110H69ZM127 108H131V109H127ZM170 108H172V109L170 110ZM60 109H61V111H60ZM213 109L216 111L215 114H214V110ZM96 111L99 112V114L97 113V118H96V115H95ZM105 112H106V114H111L113 116L115 115L114 117L117 118V120H115V125H114L113 119H112V121L111 120L109 121V124H107L108 122L105 123V121L109 120V116H105L106 114L104 115ZM27 113H29L30 116ZM48 113L51 115V117H50V115ZM102 114H103V116H100ZM25 115H26V117L28 119L25 117ZM58 115H59V117H58ZM73 115H75V116L72 117ZM219 115L223 116V118L220 117ZM36 116H37V118H36ZM249 116L251 117V120H250ZM240 117H241V119H240ZM244 117H245V119H244ZM21 118H24V119L22 120ZM65 118L66 119L68 118V119L66 120ZM224 118L228 119L229 122H228V120H225ZM246 118H249V119H246ZM235 119H237V120H235ZM59 120H60V122H59ZM101 120L103 122L100 123ZM170 120H172V121H170ZM247 120L248 121L250 120L249 121L250 124L248 123ZM70 121H71V123H70ZM84 121H85V123L87 122L86 123L87 125L84 123ZM177 121H179V122L177 123ZM242 121H244V122H242ZM110 122H111V124H110ZM173 122H174L175 125L173 124ZM245 122H247V123H245ZM94 123H95V125H94ZM166 123H168V124H166ZM81 124H83V127L80 128L79 125H81ZM259 124H261V125L258 126ZM77 125H78V129L74 128ZM92 125H94V126H92ZM116 125H118V127ZM89 126H91V127L89 128ZM85 127H88V128L85 129ZM170 128H171V130H170ZM188 128L192 129L193 127H188ZM196 128L197 127H194L192 130H195ZM249 128H251V129H249ZM199 129H200L201 133L203 131L202 134H200V132H198ZM192 130H190V131L193 132ZM82 131H83V133L85 135L81 133ZM104 131H103V133H104ZM90 132L92 133V129H91ZM115 132L114 133L111 132V133H113L112 134L113 136H117L115 134ZM157 132H159V133H157ZM194 132H195L196 135H198V137H201V139L207 140V141L210 140L208 135H207V133H206V131L204 129L197 128V130L194 131ZM73 133H76V134L78 133V137L75 134H74L75 138L70 137ZM203 134H205L206 136L203 135ZM74 135H72V136H74ZM85 136H87V137L84 140V138H82V137H85ZM130 136H127V138L125 137L126 139L124 138V136H121V138L119 136H117L114 139V142H116L118 145H120V143H122L123 139L130 141L131 140ZM204 136L206 138H204ZM122 137H123V139H122ZM132 137H134V136H131V138ZM87 138L90 140V142L86 140ZM257 138H258V140H260L259 142H258ZM130 142H132V140ZM3 145L4 144H3L2 140L0 139V146H3ZM259 146H260V148H259ZM18 147L19 146H17L15 149L18 150L19 149ZM82 150H84V152ZM177 151L180 152L179 149ZM251 151L253 153V155H252L253 160H252V163L249 166V169H251L250 171L253 174L255 172L254 175L258 179L257 185H256V182L253 181L251 177H248L245 174H244V178H246L247 182L245 181V179H243L242 181L239 179L240 180L239 185H240V188H241V190L239 192V195L241 193H244V195L241 196L240 199L241 198H242V200L245 199V201H247V202L250 199L247 204H246V202H244V200H243V202H241L242 200L239 199L241 204H242V206L244 207V204H245L246 210L248 209L247 213H245L246 212L245 208L243 209V208H240V206H239V208H236L235 212H233V213H232V210H226L227 213L225 215H226L227 218H230V221H231L230 223H233V224H231V227H233L232 229L236 231V232H234L235 236L237 234V237H238L239 234H245L246 233L244 235L245 242L248 244L249 247H256L258 245V243H257V241H255L253 239V236H255V235L256 236H260V235L264 236V218H263L264 217V208H263L264 207L263 206L264 205V194H263L264 193V165H263L264 164V162H263L264 159L262 160L261 158H259L260 156H257V154H256V152L254 150H251ZM134 152L135 151H133V154H134ZM136 152H138V150H136ZM238 152H239L238 156L240 154V158L237 157V159H236V157H235V160L238 161V164H240L239 166L242 165L241 167L244 168L245 164H242V163H244L245 160L243 159L242 153H240V151H238ZM115 153L118 154L119 158L116 156ZM138 153L134 154V155L132 153H129V154H132L133 156H135V155L138 156L139 155L138 156L139 158H142V156H144L142 152H138ZM141 154H142V156H141ZM179 154H181V152ZM10 155H13L11 157V160L14 159V163H13V161L10 162L8 160V156H10ZM113 155H114V158H112ZM81 156H83V157H81ZM261 157L263 158L264 156H261ZM115 158H117L118 160L115 159ZM110 161H111V163H110ZM116 161H119L118 162L119 164ZM114 163H116L117 165H115ZM107 164H109V165H107ZM34 165L35 166L37 165L36 168H35ZM102 165H103V167H102ZM119 165L121 166V168L117 167ZM56 166H58V165H56ZM92 167L95 168V169H93ZM38 168H41V169H38ZM47 168L51 169V171H52V172L50 171L51 175H54V176L56 175V177H54V178H56L55 179L56 182L55 181H53V182L51 181L54 185L53 184L51 185V183H47L45 178H43L44 175H43L42 172H45ZM67 168H68V170H67ZM110 168H111L112 171L110 170ZM113 168H115V169H113ZM89 169H91V170H89ZM117 169H119V171H121L122 174ZM135 169H136V171H135ZM243 170L245 171L246 169L244 168ZM60 171H61V174L65 177V179L60 174ZM2 172H5V173H2ZM118 172H119V174H117ZM173 172H174L176 178L174 177ZM115 173H116V175H115ZM168 174H170V175L168 176ZM71 175H73V176H71ZM59 176H62L63 179L61 177L59 178ZM92 176L95 177V178H93ZM126 176H128V177H126ZM102 177H104V178H102ZM124 177H125V179H123ZM242 177H243V175H242ZM99 178L101 180L102 179L103 180L100 181ZM168 178H171L172 180L168 179ZM173 178H174V180H173ZM177 178L181 179V180H177ZM61 179L64 180L66 183L65 182L64 183L60 182ZM140 179L143 180V181L141 182ZM104 181H105V183H104ZM133 181H134V183H133ZM159 181H161V182H159ZM248 181H251L252 183L248 182ZM170 182L171 183L173 182L174 184H171ZM55 183H57V184L55 185ZM2 184H3V186H2ZM72 184L75 185V186H73ZM160 185H161V187H160ZM249 185H250V187H249ZM251 185H253V186H251ZM140 186L143 187V192L144 193L142 192ZM243 187L245 189V190L243 189L244 191H242ZM144 188H145V190H144ZM246 188H248V189H246ZM251 188L253 190L252 192L250 190ZM123 189L127 190V188H123ZM174 191H176V192H174ZM245 191L246 192L248 191L250 193H248V192L246 193ZM257 192H259L260 194L257 193ZM9 193H12V191H10ZM174 193H179L177 195V197H176V203H175L176 205L175 204L172 205V204H170V202H168V201H170L172 199L170 197H173ZM190 195H191V197H190ZM248 195H249V197L252 196L253 198L252 199L249 198ZM246 196L249 199H246L247 198ZM98 198H99V194H98ZM180 198H182V200ZM251 200H252V203H251ZM39 201H40V203L41 202L42 203L38 204ZM99 201H100V199H99ZM253 202L255 203L254 205H253ZM139 203H140V201L138 202V204ZM249 203H251L252 208L254 207L255 208L254 210H256V211H257V206H258L259 207L258 208V210H259L258 212H260V210L263 209V210H261V212H263V213L260 212L262 215L260 213L256 212V214L252 213V215L250 214L251 215L250 216L249 212L251 213V212H254V211H252L253 209H251V205H249ZM38 205H40V206H38ZM64 205L67 206V204H65V203H64ZM76 205L74 203H70L69 207H70V209L72 210V212H73V214L75 216L77 215L78 218L81 217L79 219L83 220V221L79 220V221H82L83 223L79 222L80 224L81 223L82 224L79 225V223H78V226L77 227L75 226V228H74V229H77L76 230L77 234L81 235L83 233V227H84V217H83V212H81L83 209H81L80 206H78V205L76 206ZM143 205H139V207L140 206L142 207ZM247 205H249V206H247ZM147 206H149V205L147 204L146 207H144V208H150V207H147ZM142 208H140V210ZM36 210L38 211V213H37ZM7 211H8V213H7ZM4 212H5V214H4ZM228 212H230V213H228ZM242 213L244 214V216L242 215ZM17 214H19V212ZM17 214H13V211H11L6 206L4 208V205H2V208L0 207V235H1L0 236L1 237L0 238V259L2 261L4 260V261L7 262V261L11 260L12 257H15L16 256L15 254H17V253H18V255L22 254V256H21L22 259L24 261L26 260L28 262H30V260L32 259V255H38V256L42 257L45 254V252L50 249V247L47 246L49 244H47V242H44L45 238H46L45 235H41V236H44V238L42 237L43 239H41V244H42L43 247L35 249L34 253L29 252L27 250H25V252L22 253L19 250L18 242H14V241H12L11 238H9V236H8L9 235V230L8 229L10 227L7 226V225H10V226L13 225V226L16 227L18 225V221L21 222V220L19 218V216L21 217V214H19V215H17ZM80 214H82V215H80ZM236 214L239 215V216H237ZM246 216H247V220L249 218L248 221L245 220ZM259 216H260V218H259ZM8 217H9V219H7ZM240 217L243 220L241 222L239 220ZM5 219H6V221H5ZM31 221H33V222H31ZM11 222H12V224H11ZM241 223H242V225H241ZM260 228H261V230H260ZM150 229L148 228V230L150 232V236L153 237V238H156L158 236H165V235H170L171 236V235H173L174 237H178L179 239H182V237H183V239H188L187 241H191V242L194 241V240H192L193 236L190 235V233L188 231H187V233H186L185 230H183V232H182V229L166 228V229L162 230L163 233L161 231L155 230L153 228H150ZM170 229H171V231H170ZM1 230H3L4 234H1L2 233ZM168 231H169L170 234L168 233ZM250 233L252 234V236H251ZM248 237H251V240H248ZM85 239H86L85 240L86 241L85 244H87V245H85V247H87L88 249L84 248L83 252H84L86 257L93 258V256H97V258L101 262H104V261L107 262L109 260L108 256L110 254H115L116 252L117 253L120 252V253H122V255L125 253L123 255V257L126 260H128V259H132V260L138 259L136 253L139 252V250H140V247L138 248V246H140V244L136 240H134L135 244L137 242L136 245H134L133 240L122 239L116 245H114L113 249H111L112 247L111 248H108V247L105 248V246H99L101 248V250H100L98 246H96V247L94 246V244L92 243V238H90V236H87ZM182 241H183V243H185L186 240L185 241L182 240ZM14 245H15V247H14ZM159 245L161 247H165V248L167 247L169 250L173 249V251H176L177 254H179V257H182L181 258V262L182 263H184V261L187 264H191V262L194 263V260L191 261L192 258L189 255L182 254V253H187L186 249H190L189 247L187 248V246L185 244H180L178 246V248H180V246L182 245L181 249H178L177 247H173L172 245L166 244L165 242L160 243ZM170 246H172V247L170 248ZM191 246H194V245L191 244ZM182 247H183V249H185L184 251L182 250ZM92 248L97 250V251L93 250ZM107 248H108V250H107ZM91 251H92V254L96 253L97 255H95V254L92 255L90 253ZM180 252H181L182 255L180 254ZM89 254H90V256H89ZM188 257L191 258V259L189 260ZM259 257L260 256H254L252 261L255 264L263 262L264 261L263 257L262 256H261V258H259ZM41 260L43 261V258ZM189 261H190V263H189ZM44 263L46 264L47 262L46 261L43 262V263L41 262V264H44ZM0 264H2L1 261H0Z\"/></svg>","mask_w":264,"mask_h":264},{"label":"built area","instance_id":"3","mask_svg":"<svg viewBox=\"0 0 264 264\" xmlns=\"http://www.w3.org/2000/svg\"><path fill=\"white\" fill-rule=\"evenodd\" d=\"M86 62L98 77L99 94L103 97H107L109 93V81L106 73L95 57H87ZM29 129L31 130L33 127ZM99 195L101 199L100 229L103 232H112L129 228L132 221L128 216V202L126 198L114 196L113 193L105 188L99 190Z\"/></svg>","mask_w":264,"mask_h":264}]
</instances>
